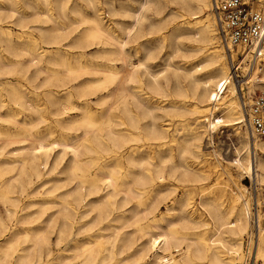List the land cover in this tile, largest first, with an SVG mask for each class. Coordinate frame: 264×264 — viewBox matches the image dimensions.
I'll return each instance as SVG.
<instances>
[{
	"label": "bare ground",
	"instance_id": "1",
	"mask_svg": "<svg viewBox=\"0 0 264 264\" xmlns=\"http://www.w3.org/2000/svg\"><path fill=\"white\" fill-rule=\"evenodd\" d=\"M6 1L0 202L8 219L0 212V264H241L251 231L241 179L264 187V157L253 159L244 137L233 162L238 176L227 166L228 181L221 174L206 188L212 172L201 165L203 138L219 123L237 135L246 124L211 0H181L180 27L192 46L173 72L155 70L159 47L149 37L160 30L143 26L157 0H141L136 10L111 0L109 14L123 10L129 24L106 22L97 0H85L92 15L82 0ZM259 71L242 88L264 91V65ZM254 147L264 153V139ZM45 179L53 190L36 199L31 188ZM51 206L47 221L32 226ZM256 259L264 264V221Z\"/></svg>",
	"mask_w": 264,
	"mask_h": 264
},
{
	"label": "rangeland",
	"instance_id": "2",
	"mask_svg": "<svg viewBox=\"0 0 264 264\" xmlns=\"http://www.w3.org/2000/svg\"><path fill=\"white\" fill-rule=\"evenodd\" d=\"M46 1H48V3L54 2L53 0H40L39 2H40V4L44 5V3ZM110 1L111 0H97V3H99L101 5V14H102L101 17H103L105 19V21L108 23H110L112 21H116V22H120V23H124V24L131 23L132 18L130 16H127V14L123 10H120L118 13H116L115 16H112L111 14H109L108 3ZM250 1L253 2L256 7L257 6L259 7V5L263 2V1L259 2L261 0H250ZM113 2H115V6H117L118 9L120 8V5H122L125 7L133 6L134 10H136L140 5L141 0H113ZM4 3L6 4L8 2L6 0H4ZM71 3H72V1L69 3V6H71ZM80 4L82 6H84L87 14L92 15L94 13L93 8L90 7L85 0H82V2H80ZM176 8H178V9H176ZM31 12H33V11H31ZM181 14H182L181 0H157L156 4L154 3L150 7V9L147 12H145V15L147 17V20H145V22L143 24L145 30H149L151 25L154 26V30H153L154 34H155V31L157 32L158 30H160L159 34L152 35L149 37L150 40L152 41L150 46L154 45L152 47H159V50H158L159 55H157V60L155 61V64L158 68L155 70L167 69V70H169V72H173L172 71L174 69L173 67H184L186 62L188 61L186 56L189 55L190 47L192 46V42H191L192 36L187 33V30L185 28L180 27L182 24L181 23L182 19L179 18ZM209 14L210 15L212 14L211 17L214 16V19L216 20V17H215L213 10L209 11ZM70 15L74 18H78V16L76 14H71V12H70ZM154 20H155V22H154ZM111 24L115 26L114 23H111ZM216 27H217V22H216ZM15 32H17V30H15ZM75 33L77 34V32H75ZM75 33L73 35H75ZM218 38H219L218 42L220 41L218 44L222 45L221 47H223L222 49H224V55L227 59H229L228 63L230 64V58H231L230 54L224 48L223 44L221 43V39H220L219 35H218ZM157 39H161V40L158 42ZM43 47L45 49L49 48V49L53 50L52 46L44 45ZM95 48L97 49V47H93V48H88L86 51H84L87 53L86 54L87 57H90L96 51ZM73 52L75 54H79L82 51L80 49H75ZM238 56H236V52H234L232 54V58L234 59V61H240L241 60V57L240 56L238 57ZM195 61H197V59H195L193 62H195ZM226 62H227V60H226ZM244 68L246 69L245 65L243 66L242 71L239 72L238 80H242L245 83V81L248 78V75H247L246 71L244 70ZM5 80H6V78L3 79V81H5ZM14 81L18 82L19 79L16 78V79H14ZM234 84L238 90V93H239L238 98L240 100V104L242 105V98H241L242 96L240 95L241 94L240 90H241L243 84L241 85V88L237 84L236 80L234 81ZM242 89L244 90L243 94H244L245 101L247 100V98H249L253 95L264 94V91L260 88L256 89L255 91H252V92L248 91L246 86H244V88H242ZM238 127H240V128H238ZM236 128H238V132H240L239 135L236 134L235 128L226 127L224 124L219 123L214 132H210L208 135H205V137L203 138L202 149H203L204 157L201 161V163H202L201 165L207 169H210L212 172L211 182L206 186L207 189L212 184H214V182L216 181V179L218 178L219 175L223 174V169L226 168L227 166H228L227 171H229L230 173H232L236 177L238 176V174L234 168L233 162L236 159L237 150L239 148H241V146H242V141L244 140V137H247L248 140L250 141V147L253 145L251 147V149H252L251 150V152H252L251 156L253 157V159H255L256 157L263 156V154H264L263 152H261L260 150H257L254 147V142H256V140L261 139V138H259V137H255L254 139L252 138V136L250 135V132H249V127H248L247 121H246V124L244 123L240 126H236ZM214 152H215V154H214ZM219 161H221V163ZM217 165H220V167H216ZM45 181H47V180L46 179L43 181L40 180V181L36 182L34 184V186H32V188H31L32 191H34V190L38 191L35 194L36 199H41L44 197L47 198L49 192L51 190H53V188H52L53 184H49V185L44 186L43 183ZM220 181L224 185V183H226L228 181V176L226 174H223ZM241 182L247 189V196H248V199L250 200L251 209H252L253 205L256 202H258V200H260V204H261V202L263 204L264 187L261 188V186L257 182H254L251 178H248L247 176H244L241 179ZM65 190H66V188H61L58 191H56L55 195L58 196ZM177 194H180V195L182 194L181 188L178 189ZM260 198H262V199H260ZM50 200H53V199L50 198ZM26 201H27V195H24L23 203ZM195 201L199 203L198 195L195 196ZM54 211H55V209H52V206H51V209L46 210L45 214L42 216L41 219H37V216H35L34 217L35 222L31 225L35 226V227L38 225H43L47 221L48 215L52 214ZM0 212H1L2 216H4V218L8 219L6 214H5V208L3 207V204L1 202H0ZM248 236L249 235H246L244 237V240H243L244 246H243L242 256L244 255L245 260L243 259V262H241V264H263V261L261 259H256L254 262L252 259L251 263L248 262L249 261L248 255L246 253V243H247ZM55 240H56L55 235H53L52 240H51L52 246H53L52 250L54 251V255H58L59 253H63V252L62 251L60 252L59 248L54 246ZM1 241H3V240H1ZM1 241H0V244L3 243ZM64 246L65 245H62L61 248L64 249Z\"/></svg>",
	"mask_w": 264,
	"mask_h": 264
},
{
	"label": "built area",
	"instance_id": "3",
	"mask_svg": "<svg viewBox=\"0 0 264 264\" xmlns=\"http://www.w3.org/2000/svg\"><path fill=\"white\" fill-rule=\"evenodd\" d=\"M211 4L217 20V31L221 43L231 57L230 67L233 72V80H236L241 88L244 81L238 80V78L244 65L248 76L256 66H259V74L263 70L264 0L259 7H256L250 0H211ZM234 52H236V56L241 57L240 61H234L232 58ZM246 58L247 60L244 62ZM240 92L250 135L253 139L255 137L264 139V94L253 95L245 101L244 90L241 89ZM250 220L251 232L246 243L249 263L252 259L253 262L256 260V250L264 221V201L262 205L257 202L253 205Z\"/></svg>",
	"mask_w": 264,
	"mask_h": 264
}]
</instances>
